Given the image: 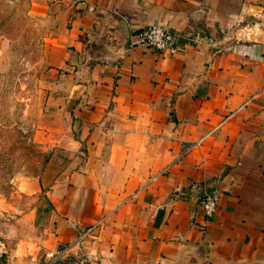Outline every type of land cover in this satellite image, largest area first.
I'll list each match as a JSON object with an SVG mask.
<instances>
[{"label":"crops","instance_id":"crops-1","mask_svg":"<svg viewBox=\"0 0 264 264\" xmlns=\"http://www.w3.org/2000/svg\"><path fill=\"white\" fill-rule=\"evenodd\" d=\"M27 7L70 136L17 184L24 203L0 199V264H264V0ZM153 25L175 54L128 47Z\"/></svg>","mask_w":264,"mask_h":264},{"label":"rangeland","instance_id":"rangeland-1","mask_svg":"<svg viewBox=\"0 0 264 264\" xmlns=\"http://www.w3.org/2000/svg\"><path fill=\"white\" fill-rule=\"evenodd\" d=\"M46 22L27 0H0V199L25 202L18 183L38 176L70 136L47 98L43 71Z\"/></svg>","mask_w":264,"mask_h":264},{"label":"built area","instance_id":"built-area-1","mask_svg":"<svg viewBox=\"0 0 264 264\" xmlns=\"http://www.w3.org/2000/svg\"><path fill=\"white\" fill-rule=\"evenodd\" d=\"M177 36L170 32L165 27L153 25L139 30L132 34L129 38L128 47L130 49L142 48L152 50L162 54L173 55L177 51ZM187 152V149L182 151ZM218 201V193L211 192L205 195L199 201V207L205 217H210ZM80 258H70L65 256L64 251H61L50 258L47 264H82Z\"/></svg>","mask_w":264,"mask_h":264},{"label":"water","instance_id":"water-1","mask_svg":"<svg viewBox=\"0 0 264 264\" xmlns=\"http://www.w3.org/2000/svg\"><path fill=\"white\" fill-rule=\"evenodd\" d=\"M79 155H81V156H84V152H83V151H81Z\"/></svg>","mask_w":264,"mask_h":264},{"label":"trees","instance_id":"trees-1","mask_svg":"<svg viewBox=\"0 0 264 264\" xmlns=\"http://www.w3.org/2000/svg\"><path fill=\"white\" fill-rule=\"evenodd\" d=\"M82 264H85V263H82Z\"/></svg>","mask_w":264,"mask_h":264}]
</instances>
